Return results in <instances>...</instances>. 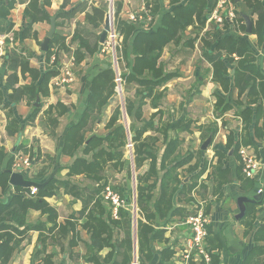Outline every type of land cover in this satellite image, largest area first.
<instances>
[{
  "label": "crops",
  "instance_id": "crops-1",
  "mask_svg": "<svg viewBox=\"0 0 264 264\" xmlns=\"http://www.w3.org/2000/svg\"><path fill=\"white\" fill-rule=\"evenodd\" d=\"M30 1L0 0V36L8 33L14 34L19 41L17 48L23 47L24 55L26 53L30 54L31 66L39 68L44 74L47 66H53L51 57L50 61L47 62L46 52H43L41 48L42 42L50 29V22L46 20L39 21L34 24L32 35L26 38L21 36L22 30L28 25L25 10L29 6ZM40 1H42L40 8L50 17L62 11L70 12L83 1L89 5L88 11H91V6H101L102 3L107 2V0H69L68 5L64 8L65 0ZM208 1L211 7H213L215 2L214 8L221 3V0ZM187 2L188 0H182L177 4H172L171 0H114L113 13H115L116 20V10L119 9L120 19L128 20L135 24H138L137 22L143 18L144 14L148 15L147 19H143L146 23L141 27L145 26L146 29L154 31L158 29L161 18L165 13L171 12L176 5L186 4ZM262 2L264 5V0ZM239 4L240 0L238 2L236 0H228L225 6L233 7L235 17L223 23H218L220 29L215 31L214 35L216 40L230 35L238 36L245 40L255 54L259 71L264 74V27L262 40L257 33H248L245 18L243 17L244 20L242 21L237 14L239 11L242 12ZM214 8L206 16V27L201 31L200 36L194 43L190 39L195 37L197 25L189 26L184 33L183 39L178 44L171 42L165 47L160 57V63L167 72L173 74V77L157 87V93L162 94V97L155 102L154 98L148 97L143 109L142 119L144 124L148 125L145 136L156 135L155 128L160 124L171 123V126H173L183 120L184 123L181 125V129L177 131L181 141L178 152H180L182 158L191 155L192 161L184 165L179 171L183 183L187 185H192L194 182L197 183H195L192 193L188 195L177 192L174 198V207L166 217L162 218L156 214L154 226L159 231H163V234L150 243L154 252L151 263L144 260V258L142 259L139 251L138 219L141 216L137 204L138 174H144L149 168V163L146 161L142 167L136 170L134 153L126 156L127 146L124 148L127 160L130 161V156H133L130 163L133 181L135 182V186L132 189L133 211L132 214L130 213L133 248L132 258L128 264H135V262L137 264H159L161 261L170 264L178 263L179 249L188 234V228L183 222L189 208V203H187L189 196L199 197L204 201L205 211L210 217L208 246L212 257H216L218 264H242L255 245H264V240L256 241L254 238L255 231L260 227H264V96L249 95L247 90L239 97V91L234 86L233 76L229 77L228 88L214 80L213 66L206 58V55L208 51L215 48L216 43L212 41V36L211 38H206L211 44L206 45L203 40V37H205L203 33L207 30L212 31V26L217 23L211 17ZM247 14L251 16L254 28L257 15ZM84 17L85 11H79L72 18L71 22L74 21L72 24H68V35L65 33L68 36L67 41L72 40L77 22L83 21ZM105 17L100 28V34L103 30L102 28H104ZM63 20L62 18H57V23L62 22L61 25H57V32L61 35H64L63 30H60V28L65 26ZM243 26H245V29ZM120 39H123L121 34ZM76 44H78V40L75 41L74 45L76 46ZM105 54L107 53L101 50L86 61H83L80 66L77 65L78 76L75 82L65 89L54 88L51 79L46 92L38 94L34 103L29 101V95L26 93H23L18 100L12 98L13 88L30 84L31 76L28 72L23 74L19 70L17 72V82L13 86L9 80L11 72H8V55L6 56V61L0 65V172L9 170L10 178L12 173L17 172L26 179L39 183L47 181L52 174H54L52 180L54 178L60 181L68 180V166L71 165L75 157L69 156L68 153L64 152L65 137L68 128L81 118L86 108L85 100L89 94V87L93 77L110 65ZM225 62L230 71L234 73L236 62ZM119 69L122 73L129 71V68L126 69L124 66V62L119 63ZM39 81H41V77ZM257 82L259 83L260 79ZM132 90L133 94L128 95V97L134 98V87L129 88L127 92L129 93ZM116 96L115 94L110 98L100 117L94 122L92 128L88 130L87 136L88 138L94 135L104 136L108 132L107 124L115 108L120 104L122 108L121 122L126 126L129 145L133 143V137L130 140V134L135 136V133L130 131L132 119L128 117L126 112V96H124V102L122 103L115 101ZM218 97H222L227 103L231 104L233 106L232 109L223 114L218 113L216 111ZM38 99L40 102L36 106L35 103ZM250 100H258V102L249 103L248 101ZM239 102L240 104H238ZM58 103L61 106L57 105ZM33 107L40 108L34 111ZM246 107L252 110L250 120H247V122L238 114L239 108L243 110ZM50 109H53V118L56 117L53 122L49 119L51 118L50 114H48ZM124 109L127 121L124 116ZM57 110L61 112L59 116ZM65 110H67L66 113H64ZM13 120L16 121L15 125H11ZM135 124L138 127L143 123L135 121ZM211 129H215V133L212 132L213 140L208 149L203 150L202 144L206 140L204 137ZM174 134H176V131L170 128L169 140ZM230 135H232V141L228 145ZM237 142L240 144V148L246 146L253 149L258 160V170L256 176L252 178L254 183L250 188H246L243 185L244 182L241 176L244 175V170L240 171L241 162L239 151L236 149ZM17 143H19L18 149L13 152ZM87 143L88 141L85 142V145ZM158 144L162 148L161 155L166 144L162 141L158 142ZM217 151L220 153H217ZM20 155L28 157L32 162V166L25 173L15 168L17 158ZM79 155H82L81 149L76 154V156ZM12 158L13 162L9 168V162ZM196 163H198V167L189 171V166H193ZM220 164H222L223 168L230 170V173L227 174L229 181L222 186L218 185L220 178L215 177L218 176V174H215L217 171L216 166ZM45 170L46 175L38 178V174ZM136 171L138 172L137 175ZM218 173L221 174L220 171ZM73 179L83 181L81 175ZM83 185H86V183H83ZM143 185L148 186L149 183H143ZM19 187L29 189L28 194L34 196L30 194V187L14 186L9 179L7 189L0 187V204H8L20 192L17 189ZM57 187L61 188L57 189L56 193L51 197H46V201L56 208L58 224H64L69 216H79L83 201L75 199L68 194L64 187L59 185ZM260 189L263 190L262 193H258ZM122 190L124 193L128 192V188L125 186H122ZM134 190L136 191L134 192ZM258 194H262L260 197L263 198V201L261 203L253 202L256 204L253 214L246 216L248 206L251 204L247 202L245 203L246 212L240 216L239 198L254 197ZM160 195L161 185L158 182L153 190V198L150 201L152 209H154L155 202L160 198ZM47 215V213H42L40 209L31 208L27 213L26 225H37L42 221H46ZM86 221V216L81 217L79 220L77 226L78 236L75 239L76 244L70 243L72 234H68V236L61 238L58 242L55 239L53 240L55 232L50 234L46 231L40 233L38 230H31L25 234L26 237L17 235L18 238H22L21 247L8 264H32L34 256L38 254V251L43 250V240H45V249L44 253H41V257L45 254H55L54 264H95L88 262L87 259L90 255L88 245L91 243V238L87 229L81 225ZM2 224L0 222V226ZM51 226L52 223L47 222V228ZM24 227L25 225L19 226L22 231ZM124 235L123 230L117 229L115 231V243L117 242L116 239L121 240ZM110 252H112L111 247H106L97 252L102 264H113L114 260L118 259L117 253H115L114 259L109 262H103ZM40 258L36 259L37 264H42ZM260 258L264 259V254Z\"/></svg>",
  "mask_w": 264,
  "mask_h": 264
},
{
  "label": "trees",
  "instance_id": "trees-1",
  "mask_svg": "<svg viewBox=\"0 0 264 264\" xmlns=\"http://www.w3.org/2000/svg\"><path fill=\"white\" fill-rule=\"evenodd\" d=\"M172 4H177L182 0H171ZM40 0H31L29 6L25 10V15L28 19V25L21 32V36L26 38L32 35L33 26L39 21L50 22L51 17L46 14L41 8ZM69 3V0L64 1V8ZM215 5V2H214ZM209 6L208 0H188L186 4L176 5L171 12L165 13L157 30L150 31L141 26L146 22L148 15L143 16L137 23H132L128 20L119 18V9L116 10L115 25L117 31L123 36L119 54V63L124 62V66L129 71L122 73L123 85L125 91L129 88H135L134 98L125 97V108L128 117L132 119L130 123V131L135 133L132 139L134 143V155L136 170L142 167L146 161L149 166L144 174H138L137 184V204L141 218L138 219V241L141 258L151 263L154 257L153 249L150 246L151 241L163 234L155 228L156 214L160 217H166L174 207V198L177 192L189 194L197 184L192 185L183 183L181 179L180 169L184 165L192 161V156L183 157L180 152V139L177 131L181 129L183 120L171 126V123L160 124L155 128L157 134L153 136H145L148 125L144 124L143 114L146 99L154 98V102L162 97V94L157 93V87L173 77V74L167 72L164 66L160 63V57L165 47L174 42L178 44L184 36L185 31L189 26H196L197 33L194 38L190 39L194 43L201 31L206 27V22L210 12L214 8ZM237 5V4H236ZM242 12L250 13L252 16L257 15L256 25L253 28V33H257L262 40L264 27V5L262 0H240L239 4ZM238 6V5H237ZM88 3L83 1L70 12L62 11L57 14V18L64 19L66 25L68 21L79 12L85 11L83 21L77 22L76 28L71 41H67V35H61L57 32L50 43V48L46 52V60L50 61V57L54 52L65 50L69 54H73L78 66L83 61L94 56L101 51L100 44V28L104 21L105 14L108 11V3H102L101 6H91V11H88ZM118 8V7H117ZM243 21V16L239 11L237 13ZM225 18V16H224ZM226 18L224 19V22ZM62 23V22H61ZM57 23V25H61ZM216 23L211 30L204 32L203 40L205 44H211L206 39L213 38L215 48L208 51L206 58L213 66V78L226 88L229 85V77L233 76L234 86L238 89L239 97L247 90L249 95L257 94L264 96V74H262L256 64L255 54L249 44L238 36H225L220 40H216L214 32L220 29ZM245 29V26H243ZM99 31V32H98ZM78 40V44L75 41ZM236 62L234 73L230 71L227 63ZM7 68L9 80L15 86L17 82V72L20 70L23 74L29 73L31 82L28 85L13 88L12 98L18 100L23 93L29 95V101L34 103L38 94L45 93L50 80L57 75L58 70L54 66H47L44 74L39 68L31 66L30 54L24 55V48H16L7 56ZM79 69V68H78ZM78 72V70H77ZM41 77V81H39ZM260 79L258 83L257 80ZM116 71L114 67L109 65L108 68L93 77L89 94L86 97V108L81 118L68 128L65 137L64 152L69 156L75 157L71 165L68 166V180H58L54 178L45 188H39L37 194L30 196L29 189L17 188L20 190L8 204H0V264H8L16 251L20 249L22 238L17 235L25 236L31 230H38L40 233L46 231L50 234L55 232L53 240L60 241L61 238L72 234L70 243L76 244L78 236L77 226L81 217L86 216L87 221L82 223L83 228L90 233L91 243L88 245L89 257L88 262L102 264L97 256V252L106 247H111L112 252L108 254L103 262H109L114 259V254L117 253V258L113 264H128L132 258V230L130 227V212L129 206L133 203V192L130 188L127 193H124L122 186H111L120 194V198L125 203V207L120 208V218L112 217V202L104 196V190L108 185H111L110 171L123 170L127 159L125 158L124 148L128 145L129 137L124 123H122V108L118 104L114 110L110 121L107 124L108 132L104 136L94 135L87 136L94 122L100 117L104 108L109 103L110 98L116 94ZM249 103H257L258 100H250ZM240 104V102L238 103ZM57 105H60L58 103ZM59 106V107H60ZM232 105L227 103L222 97H218L216 103V111L220 114L232 109ZM37 111L40 107H33ZM58 116L61 114L58 111ZM67 110L64 111L66 113ZM52 122L56 120L53 114V109H50ZM238 114L247 120H250L252 110L248 107L243 110L239 108ZM135 121H141L143 124L136 127ZM15 125L16 121H11V125ZM153 126V123H152ZM137 128V129H136ZM174 129V134L169 140V129ZM19 131V130H18ZM215 129H211L204 137L207 139L210 133ZM232 135H230L228 145L231 144ZM88 143L85 145V142ZM162 141L166 144L164 151L158 142ZM238 143V142H237ZM240 144H236V149L239 151ZM82 150V155L76 156L78 151ZM217 153H220L217 151ZM240 155V154H239ZM221 161V160H219ZM13 162V158L9 162V168ZM240 171L243 170V162L240 156ZM222 164L216 166V178H220L218 185L222 186L229 181L227 174L229 169L223 168ZM198 167V163L189 166L191 171ZM221 172L219 174L218 172ZM244 173V172H243ZM46 175V170L38 174V178ZM80 176L83 181H76L74 177ZM241 176V175H240ZM244 176V177H243ZM241 176L246 188L253 186L252 178L245 175ZM215 178V179H216ZM246 178V179H245ZM10 171L0 172V187L7 189L9 186ZM160 182L161 195L155 202L154 209L150 206V201L153 198V190ZM86 183V185H83ZM143 183H149L144 186ZM196 183V184H195ZM62 186L75 199L83 201V207L80 210L79 216H69L64 224H58V212L55 207L51 206L46 197H51L56 193L57 189ZM263 198L260 197L256 203H261ZM196 197H188V211L185 218L193 213L191 207L195 204ZM255 203L248 206L246 216H251L255 210ZM35 208L42 210V213H47V220L42 221L37 225H26L27 213L29 209ZM207 212V211H206ZM245 216V217H246ZM145 218V220H143ZM185 220V219H184ZM9 222V223H6ZM47 222H51L52 226L47 228ZM17 223V225H15ZM25 225L24 230H20L19 226ZM250 225L253 226L252 223ZM123 230L125 235L119 240L116 239L115 231ZM16 234V235H15ZM254 238L256 241L264 240V227H260L255 231ZM45 240H43V250L38 251L34 256L32 264H37L36 259L44 253ZM118 245V246H117ZM264 254V245H255L249 256L243 260L242 264H264V259L260 256ZM55 254H45L40 259L42 264H54ZM167 259V257H166ZM40 262V263H41ZM87 262V260H86ZM159 264H170L161 261ZM213 264H218L216 257H213Z\"/></svg>",
  "mask_w": 264,
  "mask_h": 264
},
{
  "label": "built area",
  "instance_id": "built-area-1",
  "mask_svg": "<svg viewBox=\"0 0 264 264\" xmlns=\"http://www.w3.org/2000/svg\"><path fill=\"white\" fill-rule=\"evenodd\" d=\"M224 0L222 3H227ZM219 5L214 8L212 12V19L217 23H223L224 19L230 20L235 17V12L232 6ZM109 12L112 14L111 28L108 31L106 40L102 43L101 50L103 52L110 53L113 60V67L116 71V82L118 87L116 90L121 89L123 85V78L121 70L118 71L119 67V56L117 53V47H121L119 42L120 34L116 29L114 22V10L113 5ZM225 16V18H224ZM19 45L18 39L12 33L0 36V65L6 61V56ZM52 64L58 70L57 75L52 78V85L56 89H65L69 85L75 82L78 72L77 63L74 55L69 54L65 50L60 52H54L51 55ZM119 81V83H118ZM120 87V88H119ZM131 145V143H130ZM239 154L243 162V170L247 177L254 178L258 170V160L254 153V150L242 146L239 149ZM32 166V162L28 157L20 155L17 158L15 168L22 172H27ZM37 186L30 187V194L35 195L38 192ZM260 189L258 193H262ZM104 196L112 202V217L114 219L120 218V208L125 207V203L120 198V194L115 191L111 185H108L104 190ZM193 213L185 218L184 224L188 228V234L183 240L182 247L179 249L178 263L177 264H212L213 257L208 246V226L210 224V217L205 211L204 201L197 197L195 204L191 207ZM137 264V262H135Z\"/></svg>",
  "mask_w": 264,
  "mask_h": 264
},
{
  "label": "water",
  "instance_id": "water-1",
  "mask_svg": "<svg viewBox=\"0 0 264 264\" xmlns=\"http://www.w3.org/2000/svg\"><path fill=\"white\" fill-rule=\"evenodd\" d=\"M236 1L238 2L239 0H236ZM241 14L246 20L247 32L251 33L252 32V28H253V22H252L251 16L249 14L245 13V12H241ZM112 18H113L112 14L110 12H108L106 14V17H105L104 28H103V30H102V32L100 34V42H101V44L104 43V41L106 40L108 31L111 28ZM56 32H57V15H54V16L51 17L50 29L48 30V32L46 34V37H45V39H44V41L42 42V45H41V48H42L43 52H47L49 50L51 40L53 39V37L56 34ZM39 102H40V100L38 99L36 101L35 105L38 106ZM124 116L125 117L127 116L126 112H125V109H124ZM132 137H134V134H130V140L132 139ZM212 140H213V134L211 133L209 135V137L203 142L202 149L203 150H207L208 147L210 146ZM18 146H19V143H17L15 145L13 152L17 151ZM130 158H131V156H130ZM131 161H132V158H131ZM53 177H54V174H52V176L50 178H48L47 181L39 183V182H35V181H32V180L26 179L22 174L15 172V173L11 174L10 182L14 186H22V187L37 186L38 188H44L46 186V184H48L52 180ZM135 191L136 190H134V192ZM261 195L262 194L255 195L254 197H241V198H239L240 216L244 215L245 212H246L245 203H247V202H250V203L257 202ZM135 215H136V212H135Z\"/></svg>",
  "mask_w": 264,
  "mask_h": 264
},
{
  "label": "rangeland",
  "instance_id": "rangeland-1",
  "mask_svg": "<svg viewBox=\"0 0 264 264\" xmlns=\"http://www.w3.org/2000/svg\"><path fill=\"white\" fill-rule=\"evenodd\" d=\"M113 1L114 0H107V3H108V11H107V13L109 12V10H110V6H112L113 5ZM224 0H221V3L219 4V5H222V7H223V5L225 4V3H222ZM228 1V0H227ZM226 1V2H227ZM111 3V4H110ZM218 5V6H219ZM114 20H115V13H114ZM62 21V20H61ZM74 21V20H73ZM72 21V22H73ZM72 22L71 21H68V23H67V25H65L64 26V28L62 27V28H60V30H63V34H67L68 35V24H72ZM76 23V22H75ZM66 27V28H65ZM72 28V27H71ZM71 28H69V29H71ZM103 29V28H102ZM101 29V30H102ZM119 42H122V39H121V41L119 40ZM121 48V47H120ZM120 48H119V46L117 47V53H118V55L119 54H121V52H120ZM105 53H107V52H105ZM108 54V55H107ZM107 54H105V56L106 57H108V61H109V64H111V66L113 67V60H112V56H111V54L110 53H107ZM117 69H118V71H120V69H119V67H117ZM118 83H119V81H118ZM117 87H118V84H117ZM121 89H119L118 91L116 90V98H115V101H117L118 103H122V102H124V96H128V95H132L133 94V90L131 91V92H127V91H125V88H124V85H121ZM120 88V87H119ZM126 121H127V117H126ZM132 144V146L130 147V144L129 145H127V147H126V156L128 155V154H133L134 153V147H133V145H134V143H131ZM133 156H131V158H132ZM130 159V158H129ZM130 162H132L131 161V159H130V161L128 160L127 161V163H126V165H125V168H124V170L123 171H121V172H119V171H115V170H111L110 171V181H111V186L113 185V186H125L126 188H128V190L131 188V189H133V186H135V182L133 181V174H132V167H131V163ZM138 174V172L136 171V175ZM126 209H128V211L132 214V211H133V204L131 205V206H129L128 208H126Z\"/></svg>",
  "mask_w": 264,
  "mask_h": 264
}]
</instances>
